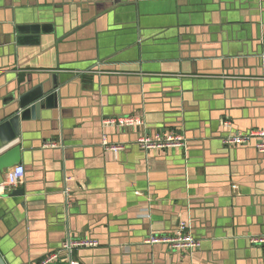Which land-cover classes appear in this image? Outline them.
Segmentation results:
<instances>
[{"label": "crops", "instance_id": "obj_1", "mask_svg": "<svg viewBox=\"0 0 264 264\" xmlns=\"http://www.w3.org/2000/svg\"><path fill=\"white\" fill-rule=\"evenodd\" d=\"M52 74L61 109L10 124V93ZM14 128L26 193L0 195L5 264H264V158L222 143L264 131V0H0V137ZM160 131L186 148L136 145ZM180 222L198 249L143 243ZM83 239L98 246L61 251Z\"/></svg>", "mask_w": 264, "mask_h": 264}, {"label": "built area", "instance_id": "obj_2", "mask_svg": "<svg viewBox=\"0 0 264 264\" xmlns=\"http://www.w3.org/2000/svg\"><path fill=\"white\" fill-rule=\"evenodd\" d=\"M116 127H133L140 125L141 121L136 117H123L118 120L108 121ZM136 145L143 151H166L171 148H186V141L174 131H160L154 133L153 136H139L136 140ZM223 145L231 148L243 147L253 144L257 153L264 158V131H250L245 134H231L222 139ZM104 148L112 153L114 156L118 155L124 150L125 145L122 143H110L102 141ZM24 169L22 166H15L7 169L4 173V179L1 183V196L10 194L12 190L16 189L22 180ZM69 179L66 180L68 182ZM66 186L63 187V194H67ZM255 244L264 247V236L258 237L253 241ZM146 245H165L169 250L173 251H194L200 247V242L194 239L191 228L187 222H180L177 229L169 236H148L143 240ZM98 243L90 239H83L74 242L66 241L61 251L67 252L68 255L76 248H96ZM58 252H53L47 255L37 264H56L59 262ZM70 264H74L71 260Z\"/></svg>", "mask_w": 264, "mask_h": 264}, {"label": "water", "instance_id": "obj_3", "mask_svg": "<svg viewBox=\"0 0 264 264\" xmlns=\"http://www.w3.org/2000/svg\"><path fill=\"white\" fill-rule=\"evenodd\" d=\"M35 28L38 29V26H35ZM56 79V75L52 74L51 84L47 89H44L43 84H38L30 88L27 87V85L24 87L23 85H20L21 87L17 88L14 93H10L12 96L10 99L15 101L16 109L8 122L10 124L16 123L18 120H23V118L29 116L30 114L33 116L34 113L39 115V110L43 109L45 106L48 110L61 109V87L57 84ZM23 142L22 135H20L16 128H14L8 136L0 137V173L15 167L20 163L21 154L24 150ZM53 142L54 141L52 140L47 141V143L50 144ZM25 193V189L17 187L11 191L9 196L19 198L24 197ZM69 261L70 259L66 264H70ZM0 264H5L1 257Z\"/></svg>", "mask_w": 264, "mask_h": 264}]
</instances>
